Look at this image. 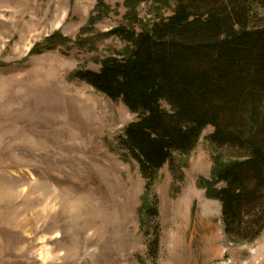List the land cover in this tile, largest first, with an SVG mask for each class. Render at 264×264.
<instances>
[{
  "label": "rangeland",
  "instance_id": "374dc122",
  "mask_svg": "<svg viewBox=\"0 0 264 264\" xmlns=\"http://www.w3.org/2000/svg\"><path fill=\"white\" fill-rule=\"evenodd\" d=\"M153 9L133 25L128 0H0V264H264V230L228 235L208 197L231 155L211 126L148 185L121 144L137 115L76 77L122 58L110 32Z\"/></svg>",
  "mask_w": 264,
  "mask_h": 264
},
{
  "label": "trees",
  "instance_id": "16d2710c",
  "mask_svg": "<svg viewBox=\"0 0 264 264\" xmlns=\"http://www.w3.org/2000/svg\"><path fill=\"white\" fill-rule=\"evenodd\" d=\"M152 1L151 26L110 32L132 45L122 58L76 77L137 115L121 144L148 185L211 126V143L231 155L217 160L208 197L220 201L228 235L254 241L264 230V21L255 15L264 0ZM139 3L128 0L133 25Z\"/></svg>",
  "mask_w": 264,
  "mask_h": 264
}]
</instances>
